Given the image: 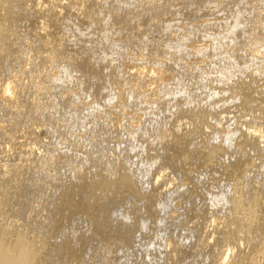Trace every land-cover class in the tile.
<instances>
[{
  "label": "rangeland",
  "instance_id": "1",
  "mask_svg": "<svg viewBox=\"0 0 264 264\" xmlns=\"http://www.w3.org/2000/svg\"><path fill=\"white\" fill-rule=\"evenodd\" d=\"M74 1L80 3L83 0H74ZM60 2H62L63 4L65 3L67 4L64 5L66 6L64 7L66 9H63L64 11H62V14L64 16H60L59 18L51 19L50 21H48L47 23L49 27L47 32L50 33L48 34L46 32L48 36L45 33L44 34L49 41L57 38L61 39L63 41V45L65 48L59 50L56 47L52 48L51 53L53 54V56H55V59L51 63L49 62L44 63L40 59V54H42L44 51L43 41L36 39L35 35L38 31H40V23L44 22L46 19L49 20L48 18H50L47 16L49 15L47 14V10H46L48 7L47 0H36V1L28 0L22 6L16 4L17 0L0 1V80H5L8 77L15 74L16 71L22 70L24 63L28 60H32L36 64L35 68L29 67L28 72L30 73V75L28 78H25L23 81L25 84H28L27 85L28 88L29 87L32 88L28 89L27 87H24V90L21 89L22 90V91L20 90L21 98L20 101L17 103V105L23 108V111H26V116L28 115L27 111L29 112L27 105L32 106L33 113L31 117L29 116L28 120L16 126L14 130H11L9 132L10 134L13 131V133H11L13 135L10 134L11 136L10 138L8 137L9 136L8 133L7 134L5 133L4 134L5 136L2 135L3 139H5L6 137H8L9 139L14 137L12 139L13 140L16 139L17 142L15 141L14 143L12 139L9 140L6 138L7 139V140L5 139L6 142L9 141V143L8 142L6 143L5 141H3L2 137H0V141L2 140L4 142V143L2 141L0 142L1 144L0 150L2 149L1 147L8 150L7 146L12 145V143L14 147L15 144L17 145L18 143L20 149L23 148L20 150L19 146L17 145L18 146V147L16 146L17 148L12 147L14 148V151L16 150L15 151L16 153L14 151L13 152L7 151L8 153V154L6 153L7 155L3 153V155H5V159L4 156L3 159L5 161L8 160L7 162L8 169L12 170L13 172L19 170L18 173H20L24 169L25 172L24 171L22 172L24 173L27 172L26 174H28V170L31 169V167H33V169L36 167L35 168L36 170L35 169L29 170V172L31 171V173H29L30 175L29 174L26 175L24 173L22 175V173H20L22 176H20L19 174L18 178L19 177L21 178L19 179L16 178L15 180L18 181L19 184H23V185L24 182L26 183L27 181L28 183L25 184L24 186L22 185V187L23 189L26 190L29 189V192L27 191L26 194L29 193L33 194L32 195L33 200H31L30 195L29 197H27V199L29 198L28 200L29 202L30 201L34 202V203L30 202L29 204L31 206L33 204L32 206L33 208L28 211V215L30 216L32 221L36 222L38 226L36 230L29 235V240H31V243L37 244L38 236H40L41 230H47L51 234L50 236L51 243L49 245L42 243L39 244L42 245L39 249L41 256V259L39 260L40 261L39 264H67V262H64L67 259H62L61 258L62 253L58 251L63 241H66L65 239L62 240L63 238L61 235L66 236L64 238L70 239L69 237L72 236L73 229L75 230L78 227H79L78 229L81 228L83 230L86 227V229L83 232L79 233L80 237L83 236L85 231H88L86 223L81 222L83 221L81 220L82 215L78 216L79 214H77V216L79 217L78 218L76 215L73 214V216L77 217L78 219L77 220L76 218L71 217L72 214L69 212L70 210L68 211L67 209L66 211L67 207L63 209L64 202L68 200L65 199L68 198L67 194L65 193L66 192L68 193L69 190H72V188H74L78 183H80L76 181L78 179H74L76 178L74 172H73L74 176L71 175L72 174L71 172L74 171L73 167L71 168V166L75 165V168L79 167L80 165L82 167L84 166L83 168L85 169L81 168L80 171L81 174H83L84 176L89 174L87 177L91 178L92 175L90 174H93L95 172L94 176H96L97 173L100 172L102 173L105 170L107 165L104 164L103 162L105 161V159L106 161L111 160V162H113L114 158L116 159L119 157L121 158L120 161L122 159H125V161L122 160L123 162L122 161L121 162L122 164L126 165V167H128L126 163H128L129 165L132 164V167L135 166L134 170L136 171V174L138 173L137 174L138 177L141 176L140 172L137 170L138 168H140L142 170H145L146 173L148 174L149 178L147 179L149 180V182L156 179V175L162 167L159 158L162 155L163 151L166 152L167 147H169V143L167 144L168 138L166 137L165 140L164 139L158 140L157 137H159V134L157 135L156 132L151 133L150 136L146 135L145 133L140 134L142 130L141 128L139 129L140 132L138 131L137 133L136 132L131 133V130L125 131L126 125L133 124L136 121L137 115L142 116L144 119L145 117L146 118L148 117L150 118V120H153L154 123L155 121L160 122L159 123L160 125L158 126L159 128L161 127V120H162L161 118H167L165 120L164 119L162 120L163 130H165V128H167L166 130L168 129L170 130L173 128L181 127L179 129L180 135L181 132L183 131L182 134H185L187 136V134L189 133L188 135L194 138L193 139L187 136L188 138H190L191 152H195L197 149L199 150L201 148L202 149L205 148V151H209L211 150V148L215 146L216 143L217 145L220 144L226 149V151H228L227 152L228 155L227 154L226 156L223 155L224 158L222 155L221 156L216 155V156H218V158L221 157L222 160H224L223 164L226 163L227 168L234 166V162L237 159L238 155H239L238 158L239 157L241 158L242 155L243 156L245 155L247 161L243 157L244 162L253 161V165L246 166L245 176L244 174H242L243 168L241 167L240 174L242 175H240L241 177L240 179L242 182H238L236 184L237 188L233 187L235 191L231 189L232 186L227 187L228 181L229 183L233 184L234 178L231 176V174L229 175V177L231 178L225 176L226 172H228L226 171L227 169H224L226 166H224L223 168L224 170L222 171V160L220 163L219 160L221 158H219L218 160L219 164H218L215 159L216 157L214 158L211 165L208 166L209 169L207 167L203 168L199 166L202 163V159L198 157L199 160L197 159L198 161L196 162L195 155L193 160L190 161V165L191 166L193 165L194 169H196L195 171L190 170L191 168L193 169V167H190V169L188 168L190 165L187 167L182 166L183 168L181 169L182 171L186 170L184 172L188 173L187 170H190V174L191 175L194 174L195 177L190 175L191 176L190 178H192V180L188 178L193 182L189 181L185 177L186 175L184 174H176L177 176L173 174L175 176V180L173 182L174 185L172 184L169 187H165L164 184L166 180L170 179L171 177H174L172 173H170L173 172L171 171L172 169L170 170L168 169L167 170V172L169 171L168 174L169 175L171 174L172 176H169L167 179L164 178L165 180L163 179V181L162 180L160 181L161 182L159 183L160 185L158 184L156 185L157 187L161 186L160 188L162 192L166 193L167 192L166 190H170L169 193H167V195L162 194L161 195L162 198L156 196L157 193H155L154 190L151 189L152 188L151 186H146L149 185L150 183H148V181L144 179V181L147 183L144 185H139V187L142 186L141 187L142 192H146L147 194H151V195L153 194L154 198H157L156 199L157 205L155 206L156 208L153 209L154 211L157 212V214H155L156 212L152 211L155 214L153 216L152 212L151 213L146 212L149 211L150 209L149 210L143 209L145 208V206L146 208H149L146 204L147 203L146 200H144V202L146 201L144 203L143 201H137L131 199L132 201L129 200V203L128 202L125 203L126 205L120 204L119 208L117 207V209H120L122 212L123 210L127 211L128 210L127 208H130V205L132 203V205L134 204L135 207L136 206L138 208L140 207L139 211L142 209L141 212L142 216L145 215V213L148 216L151 215L150 217H147V215H145V219L143 220L145 221V225L146 224L155 225L156 223L158 227L153 230L143 231L144 237L143 239H141V241H139L138 244L140 252H138V254L134 257L132 264L166 263L165 252L167 251V243L170 238L172 239L174 245L177 248H179L180 250L182 249L181 250L182 253L184 251L188 252V254L185 253L184 255V253L182 254L180 251L175 256L176 259L174 263L170 262V264H175V263L177 264V262L178 264H214L216 263L215 262L216 258L215 259L212 258V256L210 255V250L215 253V256L217 255L218 252L216 250L217 248L215 247L216 242H218L219 245H224L226 243L231 242L228 239V237H224L220 235L222 234L221 232L222 228L225 230L229 229L228 231L233 230L235 233L236 231H241L242 229H244V231H248L250 236L252 235L255 236V233L258 231H262V230L264 231V216L260 217L257 211V207L259 205L258 203L259 197L261 195L264 196L263 195L264 191H262L264 190V158H263L264 143H261V141L263 142V139H260L259 136L255 135L254 133L247 135V139L250 141L249 143L251 142L256 143V141H259V143H261V144L256 143L259 146L261 145L257 151L255 150L257 149L255 143L249 145L250 147L247 146L248 148H243L244 151L243 149L240 150V148L237 147V142L239 141L242 135V133L240 132L241 127L243 132L245 133L247 132V130L244 131L245 129H249V130L256 129L262 131L264 134V92H263L264 89H262L264 86V78H263L264 54L261 55L262 58H260L259 55L258 58H255L254 61L253 59H248L246 57V55L248 54L247 52H245V50H239V53H237L238 51L236 50L240 48L242 49V47L245 46L244 44L247 45L251 37H254V39H258V40H260L262 37V42L258 41L256 42V45H258L260 49L264 45V21H263L264 16H262L264 14V0H194V2H190V0H91V3L97 2V4L83 8L82 10L80 9L79 6L78 8L77 6L72 7L68 5L69 1L67 0H54L53 6L54 7L58 6ZM36 4H39V6L42 7V9ZM151 4H154V8H152L154 10V14L153 13L146 14L145 12L144 15L145 17L144 16L142 17L139 12L142 11L143 9H146L147 6L149 8ZM38 7L41 9V11L40 13L36 14L34 10H32V8H38ZM246 9L248 11H246ZM58 10L60 9L58 8ZM77 18H79L80 20ZM150 18L153 19V22L151 25H148L146 22ZM74 19L75 20L77 19V21H74ZM78 20L80 23L78 22ZM199 20L201 22H207V23L212 21L213 24L205 28L204 30L203 29L200 30L198 28L196 29L194 26L195 24L200 22ZM182 28L185 30L184 33L183 31H181ZM217 31L219 33H217ZM240 31L243 33H241ZM239 32L241 33V35H238ZM205 33L210 35L207 34L205 35ZM246 39L247 40L249 39L247 43L245 41ZM236 41H238L239 43ZM199 42H207V46L209 48L207 54L209 55L208 58L210 60L209 59L204 60L203 62L207 66L209 65L208 67H206L205 64L203 65L202 63L203 66L200 64L201 65L200 70L197 71V69H192L195 68L194 66H190L191 68H187V63H191L193 60H196V58H194L193 55H191L188 52V47L191 46L192 43H199ZM239 44L240 45L243 44V46L240 47ZM260 44L263 45L261 46ZM237 45L239 46V48ZM229 47H234V49L230 53H234L233 55L235 57L240 59V56L241 58L245 56L246 57L245 59L242 58L244 60V63L245 60L250 61V63H247L246 66H243L246 63L242 64V66L240 64V67H238L237 69L238 71L239 68H241L238 71L239 74L236 73V69H234L237 68L235 64L234 65L232 64L235 57H232L233 58L232 59L231 56L230 57L226 56L227 58L229 57L228 59H225L227 60L226 63L224 60H220L219 58H217L219 55L224 54L228 49H230ZM262 50H264V46L261 49V51ZM202 51L200 52L201 55L203 53ZM242 51L244 52L240 54V52ZM82 55L89 56L91 59L89 61L92 62L91 64L97 66L95 68L100 70L101 74L103 75V76L101 75V78H99V79H103L101 80L102 81L101 83L99 82L100 81L99 79L98 80L90 79V82L94 80L95 82L94 83L92 82L91 85L90 82L87 80L86 82H88L91 85L89 86L88 83H83L80 80L79 72L76 70L75 67H73V64L69 63L68 61L73 62L76 58H80ZM206 56L207 55H205L204 57L207 59ZM259 58L262 59L261 60L262 62L260 63H259L260 60H257ZM133 59H138L142 61L145 60L147 61L146 63H148V66L151 65L153 67H162L161 69L167 70L171 73L172 80H170L166 84L162 83L160 85L159 84L150 85L151 84L150 77H147V75H143L142 80H139L137 83H133L137 90L144 89V87L145 88L149 87L150 89L157 88V94H156L157 96L152 94L149 97L154 99V101H157L158 104L143 107L140 104L139 100H132V97L129 98L127 97L128 95L126 94L125 97L127 98V100H126L125 112L119 110L115 114L120 116L121 119L124 118L123 121H125L124 123L126 124L121 126V128L114 129L117 131L116 134V131L114 130H112L113 132L109 131L106 126L104 127V129H102L105 124L102 126L103 124L102 123L99 126L97 125V123L99 124L98 121L99 118L101 116L105 118V116L109 113V109L113 107L114 101L112 100V98L114 93L117 92L116 90H118L116 89V86L118 87L119 85L118 83L120 82L121 83L127 82V80L124 79V72H125L123 69V67L125 66L124 64L127 61H129L130 65L133 64L131 61ZM242 59H241V63H243ZM221 61L224 63H222ZM252 61H254V63H252ZM228 62L229 65H231V67L233 66L232 67L233 69L231 70L232 71L235 70L234 73L232 74L231 72L232 74L231 76L230 73H228L226 76L223 74L221 75V72H219L220 67L223 66L222 64H228ZM142 66H145V64ZM130 67L131 66H129L127 70H129ZM140 67L141 66L137 67L136 69H139ZM204 67H206V69ZM191 69L194 71H192ZM212 70L213 71L216 70V71L213 72ZM45 73L51 75L50 83L46 84V86H48V88L51 89L52 94L46 98H42L41 96L38 98V89L36 88L38 86V82L40 79H36V78ZM212 73H214V75ZM247 73L248 76H246ZM249 73H251L250 75H253L250 77L251 80H247L248 77L250 76ZM234 74H236V76L232 77L234 76ZM254 76L255 77L258 76L256 77L258 81H256L255 79L257 87L256 85H254L255 84ZM208 77H210L211 80L214 79V81L213 82L210 81L209 80L210 78L208 79ZM242 78L245 79V80L243 79L244 82L242 81ZM237 79L239 82L242 81V83L245 84L243 86L244 88L243 87L241 88V85H243L241 83H240L241 85L235 84V82H237ZM246 81H248V83ZM249 81H252L251 85L255 86L256 88L249 85L250 83ZM258 82H259V86L260 83H263L261 84L260 88H258L259 87ZM98 83H100L101 87L99 86ZM247 84L248 86L251 87H248ZM227 85L231 87V89L234 91L233 92L231 90L228 91ZM97 86L100 87L101 89L97 88ZM221 86L223 87L227 86L226 90L228 91V93L229 92L230 93L228 94L227 92L218 90L222 88ZM245 86L251 88V90L250 89L246 90L247 87L245 89ZM127 87L128 84L126 88ZM253 88L255 90H252ZM241 89L245 91H249L250 94L254 93V96H252L253 94L250 95V100L253 101L249 100V104L247 103L241 105L239 96L241 95V93H244V91H242ZM99 90H101V93H99L100 92ZM89 91L99 95L93 94L94 96L93 95L89 96L88 95ZM231 92L233 93V95H231ZM261 96L263 100H259ZM61 97H63V99H67V102L64 105V107L59 108L58 98ZM251 97H255L257 101L254 100L255 98L252 99ZM148 101L149 100L146 99V103ZM97 102L99 103L101 102L100 105H98L99 103ZM239 103L241 105L240 106L241 109L238 107ZM85 106L87 109L85 108ZM179 106L181 107L184 106L183 107L184 109H187L189 106H190L189 109H191L192 107H194L195 109L197 107L198 109H201V111L203 110L204 112H209L212 113L213 115H216L217 118L222 117V123H219L221 122V119L220 121H216L217 119L215 118V116H212V118L210 117L208 118V120L213 119L214 121L207 120L209 125L208 127L209 130L206 128L207 125H205L204 122H202L201 124V122L197 121V123L194 124L193 121L188 120L189 123L190 122L191 124L193 123L192 127L190 128L189 126L191 124L188 123L187 126L186 119L177 116L178 114L177 112H179ZM71 107L75 110L78 109L80 112L78 111V114L73 113ZM161 107L163 109L165 108L164 112L163 110H161ZM236 107L239 108V110L235 109ZM69 108H71L70 109L71 111L69 110ZM163 113H166L167 115L165 114L164 117ZM172 113L173 115L175 114L176 115L172 116ZM124 116H126V118ZM209 122L212 123V128L210 127L211 123ZM185 123L187 127L185 126ZM197 124L198 126L199 124L200 125L204 124L206 129H203L204 126L203 127L201 126L202 128L201 127L196 128ZM182 127L183 128L186 127L184 128L186 130L189 128L188 131L193 127L195 129L193 128L189 132H186V130H184ZM213 128L219 129V134L215 135ZM196 130L198 131L200 136L204 138V140H201V137L198 136ZM128 131H130V134ZM193 131H195L194 135L192 133ZM108 132H110V134H108ZM125 132H127L128 135L125 134ZM201 132L203 133V135L205 134V137L210 139V141L207 142L208 139L206 140V138L201 134ZM22 133L24 138H22V136L19 135V134L22 135ZM154 133L156 134L153 135ZM212 133L214 134V136H212ZM29 134L30 136L32 135L33 136L30 138ZM24 135H26L27 137H25ZM107 135H109V137ZM206 135H208V137ZM155 136L156 138H154ZM82 137H84L85 140L88 139L90 145L92 142L94 145L90 147V145L87 144L89 143L87 142L88 140L85 141L84 138ZM196 137L199 139H197ZM256 137L257 139L259 138V140H257ZM97 138H101L103 140L101 139L98 140ZM108 138H110L109 139L110 141L108 140ZM249 138L250 139L253 138L254 140H250ZM95 140L97 141V143ZM72 141L74 142L73 144ZM99 141L101 142L100 145H99ZM107 141L108 142L112 141V143L109 144ZM203 141H205L207 145H205V142ZM78 142L79 143L81 142L80 144L82 145H79ZM85 142H86L85 145L87 146L85 145L83 146ZM194 142L196 143V147L198 145L197 149L195 148V146H193ZM211 142L212 144L215 143L214 146L213 145L211 146ZM65 143L67 144V146ZM70 143L72 146H70ZM75 143L78 144V148L76 146H75L76 148L73 147ZM126 143L128 148L132 144L129 148L130 151L128 150V148H126V146L124 147ZM197 143L199 144L201 143V146L204 145V148ZM2 144L3 145L8 144V145H6L5 147ZM153 144L155 146L158 145L160 149L165 144H166L165 146H167L165 148L163 147V151L162 149L160 150L159 148L155 147L160 152L159 151L158 153L157 151L152 152L155 154L156 157H158L159 161H157L156 159L153 160L148 159L145 156H143L147 153L144 150L149 147L151 148ZM95 145H97V147ZM82 146L85 147L86 149L84 150L81 149L83 148ZM251 146L252 147L255 146L256 148L254 147L252 148ZM67 147L72 149L71 150L69 149L68 151ZM192 147L194 148V150H192L193 149ZM261 147L263 149L260 150ZM98 148H101L102 150L99 149L98 151ZM125 148L127 149L126 151H124ZM91 149H93L96 152H94ZM75 150H77V155L73 154L75 153ZM78 150L82 151L81 152L82 155L79 153ZM111 150L114 151V153L116 151L117 152L115 153L116 155L117 154L119 155V153L120 155L116 157V155L114 154L115 157L113 158ZM142 150L144 152H142V154L139 153ZM25 151L27 153H25ZM97 151L100 153V155L98 154ZM127 151L130 152L129 154L131 155L132 160L130 155H128ZM19 152H21L20 153L21 155L19 154ZM243 152L245 154H243ZM61 153H63V155L65 156H61L62 155ZM70 153L72 154V156ZM95 153H97L96 155L98 156H93ZM229 153L232 154V157L230 156V158H229L230 155ZM102 154H105L104 160H103V156L101 157ZM109 154L112 157H110ZM123 155L125 156L123 157ZM126 155L128 156V158H125L127 157ZM246 155L248 156V159ZM9 156L12 157L9 158ZM70 156L75 161L71 160ZM106 156L107 157L109 156V158L107 159ZM233 156H235V158ZM255 156H257L258 158L259 156L260 157L263 156V157L261 158L262 160L259 158L261 161L259 160V163H257L258 160H256L257 158ZM249 157H251L250 158L251 160L249 159ZM26 158H28L30 161L31 159H33L31 163L27 162V164L29 163L32 166L24 163L25 161H29L28 159L24 161V159ZM89 159H93L95 166L96 164L97 166L95 167L91 165L93 161ZM225 159L226 160L228 159L227 162ZM61 160L62 161L65 160V163L64 161L62 163ZM67 160H69L70 162L72 161V163L70 162L68 163ZM254 160L256 162H254ZM5 161H1V163H3L2 165L0 163V165L2 166V167L0 166V177L2 175V171L4 172L7 169V167L3 166L4 164H6ZM262 161L263 163L260 164V162ZM88 162L91 163L90 164L91 168H89L90 166ZM97 162L99 164L102 163L103 165L102 164L99 165ZM55 163L58 166H56ZM21 164H23V166L25 164L26 165L24 168L22 167V169H18ZM54 164L55 166H53ZM258 164H260V166L262 165V167L259 168L260 171L257 169L259 167ZM178 165H180L181 167V164ZM201 165L203 166V164ZM254 165L255 168H253ZM26 166H30V168H28L27 171L25 170L27 168ZM98 166H100L101 168L103 166L104 169L102 168L103 169L102 170ZM56 167H59L60 170L57 169ZM64 167L65 168L67 167L66 168L67 170ZM132 167L130 168L129 172L131 171L130 174L135 175L133 173L134 170ZM199 167L202 168L204 171L201 170ZM97 168L101 170L99 172L98 169V172L96 173ZM210 168L212 169V171ZM32 170L35 172V175L37 174L36 176L34 175ZM216 170L222 172L221 174L223 176L221 174L218 175L219 172L217 171L218 173H216L215 172ZM191 171L194 173H192ZM103 173H105V171ZM31 174L36 178L32 177ZM179 175L184 176L182 177L184 179L180 178ZM8 176L10 177L11 175H7V177L5 178L9 179ZM71 176L72 179L70 178ZM217 176L218 177L220 176L219 180H217ZM29 179H31V181H29ZM33 180L34 181L36 180L37 182L36 181L34 182ZM70 181H71V185H69ZM181 181L185 183L189 181L188 182L189 184L187 183L189 189L186 187L187 184L185 186V184L182 183ZM190 182L193 184H191ZM219 182L222 183L224 188L225 187L227 188L225 190L224 188L221 189V187L223 186L221 185V183L219 184ZM29 183H31L32 186H34L37 183L38 186H34L35 187L34 188ZM181 183L183 185H181ZM28 184L30 186H28ZM39 184L41 185V187L39 186ZM68 186L71 188H69ZM156 186L155 188L157 189ZM30 187L31 189H33L32 192L34 193L31 192ZM61 187L64 189H62ZM183 187L186 189H184ZM53 188L54 191H52ZM49 189H51L52 192ZM55 189L56 191L60 190V193L61 190L62 191L64 190L63 191L64 198L61 199L63 193L58 194L59 191L56 192ZM190 190H192L191 191L192 194L189 193ZM25 191L22 190L21 194L22 192L24 193ZM36 191H38V193ZM175 191H180V194L182 193L185 194V195L182 194L183 197L180 196V198L178 197V195L174 196L175 198L177 197L179 199L178 201L181 200L183 205L181 209L178 211V213H176L175 215L178 214L180 215L183 213L185 214V212L183 211L185 206H187V209H189L190 213L188 212L186 215L182 217L180 216L179 219L173 220L174 222L170 221L166 223L165 225L167 227L165 225L159 226V224L157 223L161 220L160 216L162 214L160 212L161 210H158L160 209L158 205V201L161 202L164 201V199L166 200L170 196V194H172ZM223 191L226 192L223 193ZM194 192L195 195H193ZM200 192H203V195H200L201 194ZM188 194L190 196L193 195L194 197L193 200L196 199V201L194 200L193 202L192 197L189 198ZM196 194L201 198L196 197L197 196ZM24 196H26L25 193ZM82 197L84 199L87 198L86 192L83 191L82 194L79 193V195L75 197L78 198V200L76 199V201H78L77 203H79L81 200H84ZM262 199L264 200V198ZM133 201L136 203V205L135 203H133ZM184 201L186 204L184 203ZM188 201L192 202V204L190 205ZM139 204L141 205L143 204L142 207ZM134 206H131V208H133ZM125 207L127 210H125ZM190 208H192V210ZM55 210L57 211V213H55ZM143 210L145 211V213H143L144 212ZM172 211L170 209L167 210L165 212L166 213L165 215L169 213L172 214ZM67 212H69L70 216ZM22 214L23 217L24 213ZM109 215L111 216V219L115 218L116 216L112 212ZM118 215H120V213H118ZM63 216L66 221H64V218L62 220ZM67 217L71 218L72 220H69L68 218L69 220L68 221ZM213 217H220L222 219V226H223L220 228V230H217V234L215 237L216 242L210 241V246L212 245L211 247L213 249H208L211 248L209 246L205 247V249L204 248L198 249L197 244L199 239L203 237V235L207 231L209 230L212 231L213 229V227L210 226L211 225L210 221L213 219ZM22 219L23 218L20 219V222L21 221L23 222ZM73 219H75L76 221ZM57 221H60V224H58L59 226L56 225ZM22 222L18 224H22ZM125 223L127 224L128 222L125 221ZM171 223L173 226L168 225ZM129 224L130 222L127 225ZM159 227L161 228L159 229ZM163 230L165 232H162ZM202 233L203 235H201ZM218 234L220 236H218ZM234 237L235 238L233 239V242L238 240V238L235 235ZM250 241L251 239H248L246 240V243ZM247 247L249 248L250 246L248 245ZM248 250L249 249H247V251ZM249 252L247 253L246 255L247 257L245 258V260L242 263H237V264H264V245L261 248L262 253L253 254L254 253L253 250ZM234 253L235 256L238 254L236 252ZM79 254H83V253L79 252ZM232 263L235 264V262H232V260L227 264H232Z\"/></svg>",
  "mask_w": 264,
  "mask_h": 264
},
{
  "label": "bare ground",
  "instance_id": "2",
  "mask_svg": "<svg viewBox=\"0 0 264 264\" xmlns=\"http://www.w3.org/2000/svg\"><path fill=\"white\" fill-rule=\"evenodd\" d=\"M0 1H2V0H0ZM28 0H17V5H19V6H22V5H24L26 2H27ZM34 1H36V0H34ZM53 1L54 0H47V3H48V7H47V14H49V15H47L48 17H50V18H48L49 20H45L44 22H41L40 23V31H38L37 33H36V35H35V38L36 39H39V40H41V41H43V48H44V51H43V53L42 54H40V59H41V61H43L44 63L45 62H49V63H51L54 59H55V56H53V54L51 53V50H52V48H54V47H56V48H58V50L59 49H64L65 47H64V45H63V41L61 40V39H59V38H57V39H54V40H48L47 39V37L45 36V34H46V32L48 31V27H49V25H48V21H50L51 19H56V18H59L60 16H64L63 14H62V11H64L63 9H66V8H64V7H66V6H64L65 4H63L62 2H60L59 4H58V6H56V7H54L53 6ZM67 1H69V4L68 5H70V6H79L80 7V9L82 10L83 8H86V7H90L91 5H96L97 4V2H94V3H91V0H83V1H81L80 3H77V2H75L74 0H67ZM190 2H194V0H190ZM236 4V3H235ZM36 5H38L39 6V4H36ZM67 5V4H66ZM251 5V4H250ZM69 6V7H70ZM18 7V6H17ZM40 7V6H39ZM32 8V10H34V12L36 13V14H38V13H40V11H41V9H42V7H40V8ZM78 7V8H79ZM58 8L60 9V10H58ZM147 8H148V6H147ZM143 9L142 11H140L139 13H140V15L143 17L144 15H145V12H146V14L147 13H153L154 14V10L152 9V8H154V4H151V6L148 8V9ZM233 9V8H232ZM245 10V9H244ZM43 11V10H42ZM246 11H248L247 9H246ZM243 12V11H242ZM64 13V12H63ZM62 14V15H61ZM150 15H152V14H150ZM262 16H264V14L262 15ZM141 17V18H142ZM145 17V16H144ZM263 18V17H262ZM77 19H79V18H77ZM77 19L75 20L74 19V21H77ZM204 19V18H203ZM206 19V18H205ZM80 20V19H79ZM79 20H78V22H79ZM262 20V19H261ZM200 21V20H199ZM205 21V20H204ZM264 21V20H263ZM152 22H153V19L152 18H150L146 23L148 24V25H151L152 24ZM197 22V21H196ZM217 22V21H216ZM220 22V21H219ZM80 23V22H79ZM213 23H212V21H210V22H199V23H197V24H195V28L197 29H200V30H204L205 28H207V27H209L210 25H212ZM220 24V23H219ZM218 24V25H219ZM141 25V24H140ZM214 25H216V24H214ZM217 30V29H216ZM247 30V29H246ZM181 31H183V33L185 32V30L182 28L181 29ZM215 31V30H214ZM242 31H245V30H242ZM180 32V31H179ZM241 32V31H240ZM239 32V34L238 35H241V33H243V32H241L240 33ZM45 33V34H44ZM48 33V32H47ZM50 33V32H49ZM48 33V34H49ZM214 33V32H213ZM217 33H219L218 31H217ZM48 34H46L47 36H48ZM179 34H182V33H179ZM207 33H205V35H206ZM215 34V33H214ZM207 35H210V34H207ZM253 39H254V37H251L250 38V41H249V43L246 45V44H244V42H243V44L245 45V46H243V44L242 45H240L239 44V46L241 47V46H243L242 47V49L240 48V49H236L238 52L237 53H239V50H245V52H247V54L248 55H246V57L248 58V59H253L254 61H255V58H258V56L260 57V58H262L261 57V55H263L264 53H263V51L264 50H262L261 51V49L263 48V46H262V48L260 49L259 47H258V45H256V42H262V37H261V39L260 40H258V39H254V41H253ZM249 40V39H248ZM247 39L245 40L246 41V43H247V41H248ZM129 41V40H128ZM244 41V40H243ZM236 42H238V41H236ZM235 42V43H236ZM239 43V42H238ZM28 45V44H27ZM234 46V45H233ZM238 46V45H237ZM236 46V47H237ZM239 46H238V48H239ZM230 49H228L224 54H222V55H219L217 58H219L220 60H224L225 61V63H226V61L227 60H225V59H228L230 56H231V58L232 57H235L233 54L234 53H230L233 49H234V47H229ZM203 52L202 53V55H201V51ZM208 50H209V48H208V46H207V42H199V43H192L191 44V46H189L188 47V52L191 54V55H193V57L194 58H196V60H193L191 63H187V68H191L190 66H194L195 68H192V69H197V71H199L200 70V66L202 65V63L204 62V60H208L209 58H208ZM244 51H242V52H240V54L241 53H243ZM205 53V54H204ZM210 54V53H209ZM244 54H246V53H244ZM205 55H207L206 57H207V59L204 57ZM86 56V57H85ZM82 55L80 58H76L73 62H70V61H68L69 63H72L73 64V67H75L76 68V70L79 72V74H80V80L83 82V83H88V82H86L87 80L90 82V79H99V78H101V72H100V70H98V69H96L95 67H97V66H94L93 64H91L92 62H90L89 60H91L90 59V57L89 56H87V55ZM226 56H229L228 58L226 57ZM238 56V55H237ZM243 56V55H242ZM89 59H88V58ZM245 56L244 57H242V58H246ZM223 58V59H222ZM241 58V56H240V59L239 58H237V57H235V59H234V61L233 60H231V61H233L232 62V64L234 65L235 64V66L237 67V68H234V69H236V73H238L239 74V70L241 69V68H239V70L237 71V69H238V67H240V64H241V66H242V64H245V65H243V66H246L247 65V63H250V61L249 60H245V63H244V60ZM257 59V60H260L259 61V63L260 62H262L261 60L262 59ZM233 59V58H232ZM241 59H242V61H243V63H241ZM210 60V59H209ZM219 60V61H220ZM132 61V63L133 64H131L130 65V63H129V61H127L124 65V67H123V69H124V79H126L127 80V82L126 83H118L119 85H118V87L116 86V89H118V90H116L117 92L116 93H114V95H113V98H112V100L114 101L113 102V107L111 108V109H109V113L105 116V118L103 117V116H101L100 118H99V124L97 123V125H101L102 123V126H103V128L102 129H104V127L106 126L107 127V129L109 130V131H112V130H114V129H118V128H121V126H123L124 124H126V123H124L125 121H123V116H122V118L123 119H121V117L120 116H118V115H115L116 113H117V111H119V110H121V111H124L125 112V107H126V100H127V98L125 97L126 96V94L128 95L127 97H132V100H139V102H140V104L144 107V106H150V105H155V104H158L157 103V101H154V99H152L151 97H149V96H151L152 94H154L155 96H157L156 94H157V88L156 89H150L149 87L148 88H145L144 87V89H141V90H137L136 88H135V85L133 84V83H137L139 80H142V77H143V75H147V77H150V79H151V84L150 85H155V84H162V83H164V84H166V83H168L170 80H172L171 79V73L169 72V71H167V70H163V69H161L162 67H153V66H148V63H146L147 61H145V60H138V59H133V60H131ZM228 61H230V60H228ZM249 61V62H248ZM254 61H252V63H254ZM222 62V61H221ZM222 63H224V62H222ZM256 63V62H255ZM145 64V66H142V65H144ZM152 64V63H151ZM189 64V65H188ZM201 64V65H200ZM205 63H203V65H204ZM231 64V63H230ZM35 63H34V61H32V60H28V61H26L25 63H24V66L22 67V70H18V71H16V73L15 74H13L12 76H10V77H8L7 79H5V80H0V137H2V135H4L5 133L7 134H9V132L11 131V130H14L15 128H16V126H18V125H20L21 123H23L24 121H26V120H28L29 119V116L31 117V115H32V106L31 105H27L28 106V110H29V112L27 111V113H28V115L26 116V111H23V108H21L19 105H17V103L20 101V98H21V94H20V90L22 89V90H24V87H27V85L28 84H25L23 81H24V79L25 78H28L29 77V75H30V73L28 72V69H29V67L30 68H35ZM202 65V66H203ZM223 66L222 67H220V70H219V72H221V75L223 74V75H227L228 73H230V76L234 73V71H232L231 69H233L232 67H231V65H229V62H228V64H222ZM129 66H131L130 67V69L129 70H127V68L129 67ZM139 66H141L139 69H136L137 67H139ZM205 66L206 67H208L206 64H205ZM221 66V65H220ZM150 67V68H149ZM206 67H204L205 69H206ZM217 68V67H216ZM191 69V70H192ZM201 69H203V68H201ZM218 70V69H217ZM192 71H194V70H192ZM213 71V70H212ZM214 71H216V70H214ZM213 71V72H214ZM231 72H232V74H231ZM103 73V72H102ZM195 73V72H194ZM198 73V72H197ZM196 73V74H197ZM217 73V72H216ZM213 75H214V73H212ZM218 74V73H217ZM251 73H249V75H250ZM212 75V76H213ZM245 75V74H244ZM255 75V74H254ZM258 75V74H257ZM103 76V75H102ZM196 76V75H195ZM211 76V75H210ZM218 76V75H217ZM229 76V75H228ZM236 76V74H234V76H232V77H235ZM237 76H239V75H237ZM246 76H248V73H247V75ZM251 76H253V75H250L249 77H248V79L247 80H251ZM261 76V75H260ZM214 77V76H213ZM231 77V78H232ZM242 77V76H241ZM256 77H258V76H256ZM255 76H254V81H255V79H256V81H258L257 80V78H256ZM144 78H146V77H144ZM143 78V79H144ZM210 77H208V79H209ZM215 78V77H214ZM237 78V77H236ZM264 78V77H263ZM36 79H40L39 80V82H38V86H37V88L36 89H38V98L41 96L42 98H46V97H48V96H50L51 94H52V91H51V89L50 88H48V86H46V84H49L50 83V80H51V75L50 74H43V75H40V76H38ZM233 79H235V78H233ZM244 78H242V81L244 82V80H243ZM253 79V78H252ZM95 80L94 81H92L93 83L95 82ZM100 81V83L102 82L101 80H103V79H99ZM210 81H214V79L213 80H211V78L209 79ZM241 80V79H240ZM262 80V79H261ZM85 81V82H84ZM136 81V82H135ZM219 81V80H218ZM234 81H236V80H234ZM242 81L241 82H239L238 81V79H237V82H235V84H243V85H241V88L245 85L244 83H242ZM253 81V80H252ZM252 81H249L250 83H249V85H251V82ZM256 81H255V84L254 85H256V87H257V84H256ZM92 82H90V84L92 83ZM131 82V83H130ZM207 82H208V80H207ZM247 83H248V81H246ZM245 82V83H246ZM100 83H98L99 84V86H100ZM40 84V85H39ZM89 83H88V85L89 86H91ZM127 84H128V87L126 88V86H127ZM261 84H263V83H260V86H261ZM42 85V86H41ZM112 85V84H111ZM110 85V86H111ZM158 85V86H159ZM113 86H114V84H113ZM228 86V85H227ZM226 86V87H227ZM238 86V85H237ZM247 86H248V84H247ZM247 86H245V89H246V87ZM252 87H255V86H253V85H251ZM251 86H248V87H251ZM258 86H259V82H258ZM260 86L258 87V88H260ZM101 87V86H100ZM100 87H98L97 86V88H100ZM112 87V86H111ZM222 88H220V89H218V90H220V91H223V92H227L228 93V91L229 90H231L232 92L234 91V90H232L231 89V87H229L228 86V88H227V90H226V87L224 86H221ZM247 87V89L246 90H248V89H250L251 90V88H248ZM255 87V88H256ZM28 88V87H27ZM29 88H32V87H29ZM28 88V89H29ZM87 88H89V87H87ZM138 88V87H137ZM244 88V87H243ZM257 88V89H258ZM262 88V87H261ZM91 89V88H90ZM89 89V90H90ZM101 89V88H100ZM262 89H264V86H263V88ZM21 90V91H22ZM242 90V89H241ZM252 90H255L254 88L252 89ZM94 91V90H93ZM98 91V90H97ZM100 92L99 93H101V90H99ZM217 91V90H216ZM242 91H244V93H241V95L239 96L240 97V101H241V105H244V104H249V100H250V95L251 94H253L252 96H254V93H249V91H245V90H242ZM96 92V91H95ZM115 92V91H114ZM219 92V91H218ZM231 92V95H233V93ZM264 92V91H263ZM230 93V92H229ZM228 93V94H229ZM235 93V92H234ZM93 94H96V93H92L91 91H89L88 92V95L89 96H91V95H93ZM255 94H257V93H255ZM259 94V93H258ZM96 95H99V94H96ZM94 96V95H93ZM259 96V95H258ZM255 97H257V96H255ZM255 97H251L252 99L253 98H255ZM146 99H148L149 101L146 103ZM258 99V98H257ZM58 100H59V108H62V107H64V105L66 104V102H67V99H63V97H61V98H58ZM111 100V99H110ZM145 100V101H144ZM254 100H256V98L254 99ZM259 100H263L262 99V96H261V98L259 99ZM250 101H253V100H250ZM257 101V100H256ZM97 103H99V102H97ZM97 103H95V104H97ZM101 103V102H100ZM100 103L98 104V105H100ZM135 103V102H134ZM196 103V102H195ZM260 103H262V102H260ZM178 105H180V104H178ZM188 105V104H187ZM192 105V104H191ZM240 103H239V108H240ZM26 106V107H27ZM80 106V105H79ZM78 106V107H79ZM185 106V105H184ZM184 106H179V112H177L178 114H177V116H180V117H182V118H184V119H186L187 121V126H188V123H189V121L188 120H190V121H193L194 122V124L195 123H197V121L198 122H201V124H202V122H204L205 123V125H207L206 126V128L209 130V125H208V121H210V120H213V119H210V120H208V118H212V116H215V118L217 119L216 121H220V119H221V122H219V123H222V117L220 118V117H218L217 118V116L216 115H213L212 113H209V112H204L203 110L201 111V109H198L197 107L194 109V107H192L191 109H189V107L187 108V109H184L183 107ZM187 107V106H186ZM72 108V107H71ZM71 108H69V110L71 109ZM76 108V107H75ZM85 108H86V106H85ZM239 108H235V109H238L239 110ZM82 109V108H81ZM87 109V108H86ZM165 109V108H164ZM164 109L161 107V110H163V112H164ZM241 109V108H240ZM244 109V108H243ZM83 110V109H82ZM238 110H236V111H238ZM71 111V110H70ZM72 111H73V113H75V114H78V109L77 110H75V109H73L72 108ZM68 112V111H67ZM80 112V111H79ZM84 112V111H83ZM70 113V112H69ZM71 114H72V112H71ZM165 114L166 113H163V115H164V117H165ZM167 115V114H166ZM176 115V114H175ZM175 115H173V113H172V116H175ZM125 118H126V116H124ZM214 118V119H215ZM227 118V117H226ZM225 118V119H226ZM105 119V120H104ZM162 120L164 119H167V118H161ZM106 120H109V121H106ZM160 120V119H159ZM161 120V127L159 128L158 126L160 125L159 123L160 122H157V121H155V123L157 124V126H156V124L154 123V121L153 120H150V118H146L145 117V119L142 117V116H139V115H137L136 116V121L133 123V124H131V125H126V130L125 131H127V130H131V133H134V132H138L139 131V129L141 128L142 130H141V133L140 134H146V135H148V136H150L151 135V133H153V132H156L157 133V135L159 134V137H157L158 138V140H162V139H164L165 140V138L167 137L168 139V141H167V144L169 143V147H167V146H163L164 148L165 147H167V151L165 152V151H163V147L161 148L162 149V151H163V153H162V155L160 156L159 154V156H160V158H159V160H160V164H162V167H161V169H160V171L157 173V175H156V179L155 180H152L151 182H149V180L147 179V178H149V176H148V174L146 173V171L145 170H142V169H140V168H138L137 170L140 172V177H138L137 176V174H136V171L134 170L135 168V166L134 167H132V164H128V163H126L127 165H128V167H126V165H124V164H122V160H124L125 161V159H122L121 161H120V159L121 158H114L115 157V153H117L116 151H115V153H114V151H112L111 150V152H112V156H113V158H114V161L113 162H111V160L109 161V160H107L106 161V159H105V161H103L104 162V164H107L106 165V168H105V173H101L100 172V170L103 168L104 169V167L102 166V168L100 167V166H98L99 168H101V169H99V168H97V171H96V173L98 172V169H99V172L100 173H97L96 174V176H94L95 175V172L93 173V171H92V173L93 174H90V175H92V176H94V177H92L91 176V178H89V177H87L88 175H86V173H85V175L86 176H84L83 174H81V168H83L81 165V167L79 166V167H76L75 168V165H73V166H71V168L73 167V169H74V171H70L71 173V175L72 176H74L75 175V177L76 178H74V179H78V180H76L77 182H80V183H78L74 188H72V190H69L68 191V193L66 192L65 194H67V197L68 198H65V199H68V200H66L65 202H64V207H63V209L64 208H66V211H67V209H68V211L72 214V218H76L77 219V217L78 216H80V215H82V219L81 220H83V221H81V222H83V223H86V225H87V228H88V231H85V235L83 234V236H79L80 234L79 233H81V232H83L85 229H86V227H85V229L83 230V229H73V234H72V238L71 237H69L70 239H67V238H64V237H66V236H64V235H61L62 236V240H66V241H63V243L61 244V246L59 247V249H58V251H60L62 254H61V258L62 259H67L66 261H64V262H67V264H132V262H133V260H134V257L138 254V252H140V249H139V247H138V244H139V241H141V239H143V237H144V234H143V231H146V230H153V229H155V228H158L157 227V225H156V223H155V225H151V224H146L145 225V221H143L144 219H145V215H147L146 213H145V211L143 212V213H145V215H143L142 216V214H141V212H142V209L139 211V208L136 206H134V204L132 205V203H131V205H130V208H127L126 209V207H125V210H127V211H124L123 210V212L120 210V209H117V207L119 208V206H120V204L122 205V204H125L126 202H128L129 203V200L130 201H132V200H137V201H143L144 202V200H146L147 201V206L149 207V208H146V206H145V208H143V209H146V210H149V211H146L147 213L148 212H156V211H154L153 209L154 208H156L155 206L157 205V202H156V199L157 198H154V195L152 194H147L146 192H142V190H141V187H139V185H144V184H146L147 182H145L144 181V179H146V181H148V183H150L149 185H146V186H151L152 188L151 189H153L154 190V192L155 193H157L156 194V196H159L160 198H162L161 197V195L162 194H166L167 195V193H169V191L170 190H166L167 192L165 193V192H162V190H161V186L160 187H157L156 185L158 184V185H160L159 183H161L160 181L162 180L163 181V179L165 178V179H167L169 176H172L173 174H175V176H177L176 174H184V175H186L185 177L188 179V178H190L191 176H194V174L193 175H191L190 174V170H192V171H195L196 169H194V167H193V165L191 166L190 165V161L191 160H193V158H194V155L196 156V162L199 160V158H201L202 159V163L201 164H203V166L200 164L199 166H201V167H203V168H205V167H207L208 168V166H210L211 165V163L213 162V160H214V158L216 159V162L218 163V160H219V158H221V157H219L218 158V156H216V155H225L226 156V154H227V152L228 151H226V149L223 147V146H221L220 144V146L219 145H217V143L215 144V143H213L212 144V142H211V146L213 145L214 146V144H215V146L213 147V148H211V150H209V151H205V148H204V145L203 146H201V143H202V141H201V143L199 144V143H197V144H199L201 147H203L204 149H197V147H198V145H197V147H196V143L194 142V145L193 146H195V148L197 149L195 152H191V150H190V138H193L192 136H190V135H188L187 134V136H189L190 138H188L185 134H182V132H181V135L179 134V129L181 128V127H178V128H173V129H168V130H166L167 128H165V130H163L162 129V121ZM208 120V121H207ZM214 121V120H213ZM109 122V123H108ZM209 123H211V122H209ZM189 124H191V122L189 123ZM193 124V123H192ZM192 124L189 126L190 128L192 127ZM211 126V128H212V123L210 124ZM101 126V127H102ZM185 126H186V123H185ZM186 126V127H187ZM203 127L204 126V124L203 125H200L199 124V126H198V124H197V126H196V128L197 127ZM186 127H184V128H186ZM201 127V128H202ZM157 128V129H156ZM183 128V127H182ZM183 128V129H184ZM194 128V127H193ZM192 128V129H193ZM201 128H200V130H201ZM205 128V126H204V128L203 129H206ZM218 128V127H217ZM217 128H213V130H214V134L215 135H217V134H219V129H217ZM106 129V130H107ZM182 129V130H183ZM189 129V128H188ZM188 129L186 130V129H184V130H186V132H189L190 130H192V129H190L189 131H188ZM195 129V128H194ZM199 129V128H198ZM241 130H240V132L242 133V135H241V137H240V139H239V141L237 142V147H239L240 148V150L241 149H243V148H248V147H250L249 145H251V144H253V143H255V142H251V143H249L250 141L247 139V135H250L251 133H254L255 135H258L259 136V138L260 139H263V142L261 141V143H264V134H263V132L262 131H260V130H256V129H253V130H249V129H245L244 131H246L247 130V132L245 133V132H243V130H242V127L240 128ZM100 130H101V128H100ZM199 130V131H200ZM212 130V131H213ZM114 131H116V130H114ZM197 131V130H196ZM205 131V130H204ZM113 132V131H112ZM112 132H111V135H112ZM129 132V134H130V131H128ZM140 132V131H139ZM185 132V131H184ZM185 132V133H186ZM203 132V131H202ZM201 132V134L203 135V133ZM206 132V131H205ZM211 132V131H210ZM11 133H13V131L11 132ZM10 133V134H11ZM18 133V132H17ZM25 133H27V132H25ZM156 133H154L153 135H155ZM193 133V135H194V133H195V131H193L192 132ZM10 134H9V138L11 137L10 136ZM31 134V133H30ZM30 134H29V137L31 138L32 136H30ZM108 134H110V132H108ZM116 134H117V131H116ZM125 134H127L128 135V133L127 132H125ZM124 134V135H125ZM191 134V133H190ZM197 134H198V136H200V134L198 133V131H197ZM207 134V133H206ZM214 134L212 133V136H214ZM11 135H13V134H11ZM20 136H22V138H24L23 137V133H22V135L21 134H19ZM27 135V134H26ZM26 135H24L25 137H27ZM115 135V134H114ZM113 135V136H114ZM152 135V136H153ZM182 135H184V136H182ZM209 135V134H208ZM208 135H206L207 137H208ZM5 136V135H4ZM15 136V135H14ZM17 136V135H16ZM108 137H109V135H107ZM147 136V137H148ZM196 136V135H195ZM197 136V137H198ZM204 137H205V134L203 135ZM211 136V135H210ZM209 136V137H210ZM8 137H6L7 139H9ZM196 137V138H197ZM201 137V140H204V138H202V136H200ZM5 138V137H4ZM5 138V139H6ZM12 138H14V137H12ZM11 138V139H12ZM17 138V137H16ZM82 138H84V137H82ZM154 138H156V136L154 137ZM154 138H153V140H154ZM195 138V139H196ZM206 138V137H205ZM211 138V137H210ZM259 138L257 139V137H256V139L257 140H259ZM2 139H3V137H2ZM5 139H3V141H5L6 142V140ZM11 139H9V140H11ZM19 139V138H18ZM26 139V138H25ZM33 139V138H32ZM98 140L99 139H101V138H97ZM107 139V138H106ZM110 138H108V140H109ZM150 139V138H149ZM194 139V138H193ZM197 139H199V138H197ZM208 138H206V140H207ZM250 139V138H249ZM20 140H22V139H20ZM84 140H85V138H84ZM83 140V141H84ZM88 140V139H87ZM87 140H85V141H87ZM101 140H103V139H101ZM100 140V141H101ZM152 140V139H151ZM158 140H156V141H158ZM250 140H254L253 138H251ZM2 141V140H1ZM0 141V142H1ZM2 141V142H3ZM12 141H14V143H15V141H16V139H12ZM12 141H10V142H12ZM82 141V142H83ZM96 141V140H95ZM99 141V145L101 144V142ZM110 141V140H109ZM193 141V140H192ZM196 141H199V140H196ZM208 141H210V139H208L207 140V142ZM8 143H9V141H7ZM6 142V143H7ZM17 142V141H16ZM20 142V141H19ZM25 142V141H24ZM87 142H89V140L87 141ZM92 142V141H91ZM104 142H105V140H104ZM108 142V141H107ZM160 142V141H159ZM164 142V141H163ZM203 142H205V141H203ZM4 143V142H3ZM69 143V142H68ZM74 142L72 141V144H73ZM79 143V142H78ZM81 143V142H80ZM79 143V145H82V144H80ZM96 143H97V141H96ZM95 143V144H96ZM109 144L110 143H112V141L111 142H108ZM132 143V142H131ZM166 143V142H165ZM256 143H259V141H256ZM255 143V144H256ZM261 143H259V144H261ZM66 144V143H65ZM77 143H75V145L73 146V147H77L78 148V144L76 145ZM86 144V142L83 144V146ZM87 144H89L90 145V142L89 143H87ZM159 144V143H158ZM192 144H193V142H192ZM204 144V143H203ZM3 145V144H2ZM6 145H8V144H6ZM6 145H3V146H5L6 147ZM12 145H13V143H12ZM12 145H8L7 147H8V150L7 149H4L3 147H1L2 149V151L0 152V163H1V161H5L4 159H5V155H3V153L4 154H6L7 153V151H14V148H17L19 145H18V143H17V145L15 144V147H14V145L12 146ZM22 145V144H21ZM88 145V146H89ZM92 145H94L93 144V142L91 143V145H90V147L92 146ZM132 145V144H131ZM130 145V146H131ZM157 145V144H156ZM161 145H163V144H161ZM205 145H207V143L205 142ZM209 145H210V143H209ZM218 147H217V146ZM0 146H1V144H0ZM17 146V147H16ZM66 146H67V144H66ZM70 146H72L71 145V143H70ZM69 146V147H70ZM82 146V147H83ZM85 146H87V145H85ZM96 147H97V145H95ZM104 146V145H103ZM112 146V145H111ZM126 146V148H128L127 147V143H126V145H124V147ZM130 146H129V148H130ZM199 146V147H200ZM248 146V147H247ZM256 147H257V149H255L256 151L259 149V147L261 146H259L258 144H256L255 145ZM255 146H253L254 148H256ZM12 147H14V148H12ZM69 147H67V149H68V151H69ZM75 147V148H76ZM155 147H157V148H159L160 149V147L157 145V146H155L154 144H153V146H151V148L149 147V148H147V149H145L144 151L145 152H147L145 155H143V156H145L146 158H148V159H156L157 161H159L158 160V157H156L155 156V154L154 153H152V152H156L157 151V153H158V151L159 150H157V148H155ZM210 147V146H209ZM209 147H207V148H209ZM252 147V146H251ZM252 147V148H253ZM264 147V146H263ZM88 148V147H87ZM93 148V147H92ZM123 148V147H122ZM121 148V149H122ZM125 148V150L124 151H126L127 149ZM128 148V150L130 151V149ZM133 148V147H132ZM193 148V147H192ZM206 148V149H207ZM19 149H20V146H19ZM21 149H23V148H21ZM20 149V150H21ZM72 149V148H71ZM70 149V150H71ZM79 149H80V146H79ZM81 149H86L85 147H83V148H81ZM89 149V148H88ZM96 149V148H95ZM99 149H101V148H98V151H99ZM104 149V148H103ZM160 149V150H161ZM261 149H263L262 147L260 148V150ZM19 150V151H20ZM91 150H93V149H91ZM102 150V149H101ZM165 150V149H164ZM192 150H194V148L192 149ZM246 150V149H245ZM16 151V150H15ZM14 151V152H15ZM18 151V150H17ZM24 151V150H23ZM79 151V153L82 155V151H80V150H78ZM86 151V150H85ZM90 151V150H89ZM88 151V152H89ZM94 151V150H93ZM97 151V152H98ZM105 151V150H104ZM143 150L142 151H140L139 153H141L142 154V152H144ZM243 151H244V149H243ZM72 152V151H71ZM74 152V151H73ZM92 152V151H91ZM94 152H96V151H94ZM107 152V151H106ZM109 152H110V150H109ZM119 152H120V149H119ZM160 152V151H159ZM16 153V152H15ZM21 152H19V154H20ZM25 153H27L26 151H25ZM65 153V152H64ZM84 153H86V152H84ZM101 153H103V152H101ZM105 153V152H104ZM121 153H123V152H121ZM125 153V152H124ZM127 153H128V155H130L129 153L130 152H128L127 151ZM259 153H260V151H259ZM8 154V153H7ZM6 154V155H7ZM18 154V153H17ZM24 154V153H23ZM62 154V155H61ZM60 155L61 156H65V155H63V153H61ZM66 154H68V153H66ZM71 154V153H70ZM69 154V155H70ZM73 154H75V155H77V150H75V153H73ZM92 154V153H91ZM97 153H95L93 156H98V155H96ZM98 154L100 155V153L98 152ZM107 154V153H106ZM115 154V155H114ZM126 154V153H125ZM154 154V155H153ZM230 154V153H229ZM243 154H245L244 152H243ZM21 155V154H20ZM75 155H73V156H75ZM84 155V154H83ZM119 155H120V153H119ZM118 154L116 155V157L117 156H119ZM228 155V154H227ZM3 156H4V159H3ZM13 156V155H12ZM12 156H9V158L10 157H12ZM16 156V155H15ZM71 156H72V154H71ZM71 156H70V158H71ZM79 156V155H78ZM103 156V160H104V156H105V154H102L101 155V157ZM109 156H110V154H109ZM109 156L107 157V159L109 158ZM112 156H110V157H112ZM125 155H123V157H124ZM127 156V155H126ZM230 156L232 157V154H230L229 155V158H230ZM236 156V155H235ZM235 156H233L234 158H235ZM239 156V155H238ZM238 156H237V159L235 160V162H234V166L233 167H230V166H228V167H230V168H227V164L225 165V164H223V162H224V160H222V158L219 160L220 161V163H221V160H222V171L224 170V169H227L226 171H228L229 172V174H228V172H226V174H225V176H228L229 177V175L231 174V176L234 178V181H233V184H231V183H229V181H228V185H227V187H230V186H232V190L233 191H235L234 189H233V187H235V188H237V186H236V184L238 183V182H242L241 181V177H240V175H242V174H244V176H245V168H246V166H248V165H253V161L251 162L250 160V158L251 157H249V161L250 162H244V158H245V155L243 156H241V158L239 157L238 158ZM8 157V156H7ZM92 157V156H91ZM122 157V156H121ZM130 157H131V155H130ZM130 157H129V159H130ZM199 157V158H198ZM228 157V156H227ZM244 157V158H243ZM246 157H247V159H248V156L246 155ZM257 159L256 160H258V162L257 163H259V160L263 157H260L259 156V158L257 157V156H255ZM8 158V159H9ZM30 158V157H29ZM57 158H58V156H57ZM70 158H69V160H70ZM89 158V157H88ZM98 158V157H97ZM125 158H128V156L127 157H125ZM223 158H224V156H223ZM264 158V157H263ZM28 158H26V159H24V161L25 160H27ZM94 159V158H93ZM93 159H89V160H92V161H90V162H92V164L91 163H89V168H91V165H93V166H95V164H94V160ZM198 159V160H197ZM232 159V158H231ZM255 159V158H254ZM29 160V159H28ZM33 159H31V161H32ZM65 160H66V158H65ZM65 160H63L64 161V163H65ZM69 160H67L68 161V163L70 162ZM71 160H74L73 158H71ZM87 160V159H86ZM88 160V161H89ZM102 160V159H101ZM131 160H132V157H131ZM226 160V159H225ZM228 160V159H227ZM227 160H226V162H227ZM245 160H246V158H245ZM252 160H253V158H252ZM262 160V159H261ZM260 160V161H261ZM31 161L29 160V161H25L24 163H26L27 164V162H30L31 163ZM62 161V160H61ZM63 161H62V163H63ZM75 161V160H74ZM74 161H73V163H74ZM130 161V160H129ZM230 161V160H229ZM247 161V160H246ZM6 162V164H4L3 166H5V167H7V169L3 172L2 171V175H1V177H0V264H39L40 263V259H41V256H40V252H39V249H40V247L42 246V245H39L40 243H42V244H46V245H49L50 243H51V241H50V236H51V234L47 231V230H41L40 231V236H38V240H37V244L36 243H31V240H29V235L33 232V231H35L36 230V228H37V224H36V222H34V221H32L31 220V218H30V216L28 215V211L29 210H31L33 207V204H32V206L31 205H29L30 204V202H33V201H28L29 200V198L27 199V197H29V195L31 196V200H33V198H32V195L33 194H26V192L28 191L29 192V189L28 190H26V189H23V187H22V185L23 184H19L18 183V181H16L15 179L16 178H18V176H19V174L20 173H22V175H23V173L25 172L24 171V169L22 170V171H24V172H20V173H18L19 172V170H17L16 172H13L12 170H10V169H8V160H6L5 161ZM59 162V161H58ZM98 162H100V161H98ZM97 162V163H98ZM127 162V161H126ZM215 162V161H214ZM215 162V163H216ZM254 162H256L255 160H254ZM57 163V162H56ZM55 163V164H56ZM67 163V162H66ZM70 163H72V161L70 162ZM96 163V162H95ZM199 163V162H198ZM252 163V164H251ZM261 163H263V161L262 162H260V164ZM3 163H1V165H2ZM25 164V165H26ZM29 164V163H28ZM27 164V165H28ZM55 164L53 165V166H55ZM58 164V163H57ZM56 164V166H58ZM61 164V163H60ZM91 164V165H90ZM99 164V163H98ZM102 164V163H101ZM101 164H99V165H101ZM178 164H181V167H180V165H178ZM219 164V163H218ZM260 164H258L259 165V167L257 168L259 171H260V169L259 168H261L262 167V165L260 166ZM0 165V166H1ZM25 165L23 166V164H21L20 166H19V168L18 169H22V167L24 168L25 167ZM29 165H31V164H29ZM79 165V164H78ZM84 165V164H83ZM103 165V164H102ZM190 165V166H189ZM32 166V165H31ZM96 166H97V164H96ZM95 166V167H96ZM105 166V165H104ZM182 166L183 167H187V166H189L188 168L190 169V167H193V169L191 168L190 170H187V172L188 173H185L184 171H186V170H184V171H182L181 169H183L182 168ZM224 166H226L225 168H224ZM2 167V166H1ZM27 168L25 169L26 171L28 170V168H30V166H26ZM69 167V166H68ZM86 167V166H85ZM88 167V166H87ZM133 168V170L135 171H133V173L135 174V175H132V174H130V172H129V170H130V168ZM241 167L243 168V170H242V174H240V169H241ZM36 168V167H35ZM34 168V169H35ZM57 169H59V167H56ZM61 168V167H60ZM65 168V167H64ZM67 168V167H66ZM65 168V169H66ZM71 168H70V170H71ZM200 168V167H199ZM224 168V169H223ZM253 168H255V165L253 166ZM31 169H33V167H31ZM31 169H29V170H31ZM33 169V170H34ZM83 169H85V168H83ZM92 169H93V167H92ZM102 169V170H103ZM170 170V169H172L171 171H173V172H170V173H172V175L170 174H168V172H167V170ZM185 169V168H184ZM201 170H203L202 168H200ZM209 169V168H208ZM211 169V168H210ZM29 170H28V174L29 173H31V171L29 172ZM32 170V171H33ZM36 170V169H35ZM60 170V169H59ZM67 170V169H66ZM205 170H207V169H205ZM219 170V169H218ZM218 170H216L215 172L216 173H218L219 171ZM262 170V169H261ZM68 171H69V169H68ZM83 171V170H82ZM191 171V172H192ZM204 171V170H203ZM210 171V170H209ZM211 171H212V169H211ZM213 171H214V169H213ZM218 171V172H217ZM38 172V171H37ZM59 172V171H58ZM73 172H74V175H73ZM84 172V171H83ZM27 173V172H26ZM26 173H24V174H26ZM33 173H34V175H35V172L33 171ZM32 173V174H33ZM192 173H194V172H192ZM215 173V174H216ZM222 172H219V174L218 175H220ZM28 174H26V175H28ZM31 174V175H32ZM70 174H69V176H70ZM7 175H11L10 177H9V179H7V178H5V177H7ZM21 174H20V176H22ZM26 175H24V176H26ZM30 175V174H29ZM37 175V174H36ZM35 175V176H36ZM65 175H67V174H65ZM191 175V176H190ZM222 175V174H221ZM35 176H33L32 175V177H35ZM72 176L70 177L71 179H72ZM174 176V175H173ZM175 176L174 177H171L170 179H168V180H166V182H165V187H169L170 185H174V180H175ZM180 176V175H179ZM223 176V175H222ZM28 177V176H27ZM31 177V178H32ZM68 177V176H67ZM182 177H184V176H180V178H182ZM195 177V176H194ZM193 177V178H194ZM220 177V176H219ZM219 177L217 176V180H219ZM5 178V179H4ZM19 178H21V177H19ZM18 178V179H19ZM36 178V177H35ZM222 178V177H221ZM229 178H231V177H229ZM69 179V178H68ZM164 179V180H165ZM178 179V178H177ZM182 179H184V178H182ZM191 180H192V178H190ZM190 179H188L189 181H191ZM195 179V178H194ZM193 179V180H194ZM235 179H236V181H235ZM181 180V179H180ZM240 180V181H239ZM29 181H31V179H29ZM34 181V180H33ZM36 181V180H35ZM34 181V182H35ZM183 181V180H182ZM181 181V182H182ZM188 181V182H189ZM19 182H20V180H19ZM33 182V183H34ZM37 182V181H36ZM187 182V181H186ZM187 182V183H188ZM191 182H193V181H191ZM190 182V183H191ZM218 182V181H217ZM21 183H23V182H21ZM28 182L26 181V183L24 182V185L25 184H27ZM182 183H184L185 184V186H186V184L187 183H185V182H182ZM181 183V185H183ZM195 183V182H194ZM221 182H219V184H220ZM30 185H31V183H29ZM28 184V186H30ZM37 184V183H36ZM34 185V186H38V184L37 185ZM189 184V183H188ZM188 184H187V188H188ZM191 184H193V183H191ZM224 184V183H223ZM23 185V186H24ZM69 185H71V181H70V184ZM221 185H222V183H221ZM226 185V184H225ZM32 186V185H31ZM34 186H32V187H34ZM39 186L41 187V185L39 184ZM43 186V185H42ZM155 186L157 187V189L155 188ZM223 186V185H222ZM69 187V186H68ZM67 187V188H68ZM190 187V186H189ZM227 187H225L224 188V186L223 187H221V189L222 188H224V190L227 188ZM255 187V186H254ZM24 188H26V187H24ZM35 188V187H34ZM49 188V187H48ZM55 188V187H54ZM54 188H53V190L52 191H54ZM62 188V187H61ZM69 188H71V187H69ZM163 188V187H162ZM184 188V187H183ZM193 188H194V186H193ZM256 188V187H255ZM47 189V188H46ZM52 189V188H51ZM51 189H49L50 191H51ZM62 189H64V188H62ZM166 189V188H165ZM168 189V188H167ZM184 189H186V188H184ZM189 189V188H188ZM187 189V190H188ZM257 189V188H256ZM263 189V188H262ZM25 191L24 193H25V195L26 196H24V193L22 192V194H21V191ZM30 190H31V192H32V190L33 189H31V187H30ZM37 190H38V187H37ZM67 190V189H66ZM65 190V191H66ZM51 191V192H52ZM55 191H56V189H55ZM59 191V193L58 194H61V193H63L61 196V199L62 198H64V190L62 191L61 190V193H60V190H57L56 192H58ZM86 192V196H87V198L86 199H84L83 197V199L84 200H81L79 203H77L78 201H76V199L78 200V198H75L77 195H79V193H81L82 194V192ZM191 191L192 190H190V192L189 191H187V192H189V193H191ZM222 191V190H221ZM227 191V190H226ZM226 191H223V193H225ZM254 191H255V189H254ZM262 191H264V190H262ZM261 191V192H262ZM37 193H38V191H36ZM39 192H40V190H39ZM183 192V191H182ZM187 192H186V194H187ZM32 193H34V192H32ZM184 193H185V191H184ZM201 194L200 195H203V192H200ZM183 194V193H182ZM180 194V191H175V192H173L172 194H170V196L165 200L164 199V201H158V205H159V208L160 209H158V210H161L160 212H161V220L157 223V224H159V226L160 225H165L166 223H168V222H172L173 220H175V219H179V217L181 216H184V215H186L188 212H189V209H187V206H185V208H184V212H185V214L183 213V214H178V215H175L176 213H178V211L181 209V207L183 206L182 205V202H181V200L180 201H178L179 199L176 197H174L175 195H178V197L180 198V196L181 197H183V195H185V194ZM192 194V193H191ZM28 195V196H27ZM38 195V194H37ZM37 195H36V197H37ZM84 195V194H83ZM193 195H195V192H194V194ZM193 195L192 196H190L189 194H188V197L190 198V197H192V200H193ZM197 195V194H196ZM263 195H264V193H263ZM26 197V198H25ZM81 197V196H80ZM186 197H187V195H186ZM196 197H199L198 195L196 196ZM195 197V198H196ZM264 198V196H260L259 197V200H258V203H259V205H258V207H257V211H258V213H259V215H260V217L261 216H264V200L262 199V198ZM188 198V199H189ZM199 198H201V197H199ZM132 199V200H131ZM128 200V201H127ZM184 200V199H183ZM187 200V199H186ZM185 200V201H186ZM195 201H196V199H194ZM194 200H193V202H194ZM60 201V200H59ZM145 201V202H146ZM169 201H171V202H169ZM185 201H184V203H185ZM144 202V203H145ZM187 202V201H186ZM27 203V204H26ZM34 203V202H33ZM55 203H57V202H55ZM60 203V202H59ZM61 203H63V202H61ZM133 203H135L134 201H133ZM139 203V202H138ZM188 203H190V205L192 204V202H189L188 201ZM186 204V203H185ZM194 204V203H193ZM28 205V206H27ZM126 205V204H125ZM125 205H123V206H125ZM135 205H136V203H135ZM139 205H141V204H139ZM138 205V206H139ZM143 205V204H142ZM142 205H141V207H142ZM189 205V206H190ZM60 206V205H59ZM128 206V205H127ZM131 206H134L133 208H131ZM57 207V206H56ZM144 207V206H143ZM191 207H193V206H191ZM55 208V207H54ZM56 209V208H55ZM173 210L172 211V214H167V215H165L166 213V211L167 210ZM191 210H192V208H190ZM57 210H58V208H57ZM54 211V210H53ZM69 212H67L68 214H69ZM113 213L114 215H116L115 216V218H113V219H111V216L109 215L110 213ZM152 212V213H153ZM159 212V211H158ZM22 213H24V216L22 217ZM55 213H57V211L55 210ZM118 213H120V215H118ZM182 213V212H181ZM190 213V212H189ZM64 214V213H63ZM62 214V215H63ZM68 214H67V216H68ZM73 214L74 215H76L77 216V214H79L77 217H75V216H73ZM155 214H157V212L155 213ZM154 213H153V216L155 215ZM160 214V213H159ZM61 215V216H62ZM109 215V216H108ZM189 215V214H188ZM60 216V217H61ZM66 216V215H65ZM69 216H70V214H69ZM151 216V215H150ZM150 216H148L147 215V217H150ZM158 217H159V215H158ZM21 218H23L22 220H23V222H22V224H18V223H21L20 222V219ZM63 218H64V216L62 217V220H63ZM68 218L69 217H67V220H68ZM79 218V217H78ZM185 218V217H184ZM108 219H110V220H108ZM69 220H72L71 218H69ZM68 220V221H69ZM73 220H75V219H73ZM78 220V219H77ZM147 220H149V219H147ZM64 221H66L65 220V218H64ZM76 221V220H75ZM80 221V220H79ZM125 221H127L128 223L130 222V224L129 225H132V226H129V225H127L126 223H125ZM74 222V221H73ZM78 222V221H77ZM77 222H75V223H77ZM148 222V221H147ZM174 222V221H173ZM178 222H180V221H178ZM64 223V222H63ZM58 224H60V221H57L56 222V225H58ZM210 226L211 227H213V229H212V231H207L204 235H203V233L201 234V235H203V237H201L200 239H199V241H198V244H197V248L199 249V248H204L205 249V247H207V246H209V247H211L210 246V241H215V237H216V234H217V230H220V228L221 227H223L222 226V219L220 218V217H213V219L210 221ZM168 225H172V223L171 224H168ZM59 226V225H58ZM77 226V225H76ZM84 226H85V224H84ZM166 226V225H165ZM173 226V225H172ZM81 227V226H80ZM167 227V226H166ZM175 227V226H174ZM193 227V226H192ZM192 227H191V229H192ZM161 227H159V229H160ZM194 228H195V226H194ZM164 229V228H163ZM197 229V228H196ZM206 229H208V228H206ZM165 230V229H164ZM162 231V232H165V231ZM224 230V231H223ZM229 229H227V230H225V229H223L222 228V234H220V235H222V236H224V237H228V239L231 241V242H229V243H226V244H224V245H219V243L218 242H216V244H215V247L217 248L216 250H217V255L215 256V253L214 252H212L211 250H210V255L212 256V258L213 259H215L216 258V263H214V264H227L228 262H230L231 260H232V262H235V264H237V263H242L244 260H245V258L247 257L246 255H247V253L249 252V251H251V250H253L254 251V253L253 254H259V253H262L261 252V248L263 247V245H264V231L262 230V231H258V232H256L255 233V236L254 235H252V236H250L249 235V233H248V231H244V229H242L241 231H236V233L232 230V231H228ZM176 231V230H175ZM206 231V230H205ZM220 232V233H221ZM63 234H65V233H63ZM67 234V233H66ZM70 234V233H69ZM219 234H218V236H220ZM234 235L238 238V240L237 241H234L233 242V239L235 238L234 237ZM221 236V237H222ZM60 237V236H59ZM67 237H68V235H67ZM220 238V237H219ZM61 239V238H60ZM216 239H218V238H216ZM248 239H251V241L250 242H247L246 243V240H248ZM220 240V239H219ZM218 240V241H219ZM214 242V243H215ZM259 242V243H258ZM59 243V242H58ZM250 246L249 248L247 247V246ZM203 249V250H204ZM208 249H213L212 247L211 248H208ZM247 249H249L248 251H247ZM182 250V249H181ZM179 248H177L175 245H174V242L172 241V239L170 238L169 239V241H168V243H167V251L165 252V254H166V263H164V264H170V262L171 263H174V261H175V259H176V255L181 251ZM203 250H201V251H203ZM187 251V250H186ZM206 251V250H205ZM214 251H215V249H214ZM79 252H82L83 254H79ZM234 252H236V253H238L236 256H235V253ZM181 253H182V251H181ZM184 253V255H185V253L186 254H188V252H183ZM182 253V254H183ZM250 253V252H249ZM118 254V255H117ZM253 256V255H252ZM250 257V256H249ZM258 257V256H257ZM256 257V258H257ZM86 258H87V260H86ZM253 261H255V260H253ZM176 264V263H175ZM177 264H178V262H177ZM233 264V263H232Z\"/></svg>",
  "mask_w": 264,
  "mask_h": 264
}]
</instances>
